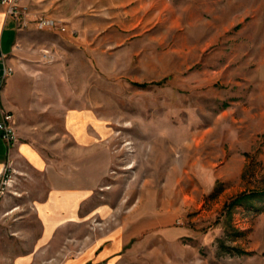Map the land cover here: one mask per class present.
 I'll return each mask as SVG.
<instances>
[{"label": "rangeland", "instance_id": "rangeland-1", "mask_svg": "<svg viewBox=\"0 0 264 264\" xmlns=\"http://www.w3.org/2000/svg\"><path fill=\"white\" fill-rule=\"evenodd\" d=\"M56 19L69 32L36 33L15 71L17 142L47 167L7 164L0 264H60L115 229L127 264H264V0H67ZM79 111L103 125L101 174L44 246Z\"/></svg>", "mask_w": 264, "mask_h": 264}, {"label": "crops", "instance_id": "crops-1", "mask_svg": "<svg viewBox=\"0 0 264 264\" xmlns=\"http://www.w3.org/2000/svg\"><path fill=\"white\" fill-rule=\"evenodd\" d=\"M66 3L67 0H20V7L26 13L28 23L26 29L18 28L14 19L7 14L6 8L0 5V48L10 56V63L15 71L31 69L26 66V62L22 58L24 52L34 44L31 41L32 36L36 33L50 35L53 32L38 30L33 20L48 16L62 18V8ZM40 46L48 45L41 44ZM46 56L49 58L48 55ZM18 75V73H14L0 89V122L3 119L4 111H9L14 115L16 112L18 113V108L15 105V100L20 93ZM69 122L71 124L70 135L75 142L74 151L77 157L74 160L77 170L75 176L71 177L74 180H70L67 185H54L44 202L45 206L41 213L45 225L44 241L42 242L44 246L50 244L51 237L63 224L83 218L85 202L92 196L96 182L100 177L96 165L97 163L99 166L101 165L102 150L94 147L93 144L102 133L101 120L90 113L79 111L70 116ZM89 144L92 145L88 147ZM106 154L105 152L104 155ZM86 156H93L92 159L87 160L93 161L94 165L87 180H85ZM11 162L19 165L24 163L38 170H44L47 167V162L31 145L19 141L14 146H10L3 139L0 131V175L7 164ZM130 241L125 232L115 229L90 243L80 253L66 257L60 264H127V245ZM33 257L19 259L15 264H31L33 260L35 261Z\"/></svg>", "mask_w": 264, "mask_h": 264}, {"label": "built area", "instance_id": "built-area-1", "mask_svg": "<svg viewBox=\"0 0 264 264\" xmlns=\"http://www.w3.org/2000/svg\"><path fill=\"white\" fill-rule=\"evenodd\" d=\"M0 5L6 8L7 14L14 19L18 28L20 26H27L26 13L20 7V0H0ZM59 20L53 17H40L33 20L38 30H51L58 33L69 32L67 27L59 25ZM72 35H76V31H73ZM15 73V68L10 63V56L5 54L0 48V89L6 84L8 79ZM0 131L4 140H6L10 146H14L18 141L16 132V119L13 113L9 111L3 112V119L0 122ZM9 172V168L6 166L0 175V185L5 189L6 173Z\"/></svg>", "mask_w": 264, "mask_h": 264}, {"label": "bare ground", "instance_id": "bare-ground-1", "mask_svg": "<svg viewBox=\"0 0 264 264\" xmlns=\"http://www.w3.org/2000/svg\"><path fill=\"white\" fill-rule=\"evenodd\" d=\"M21 28H27V26H20ZM11 180H10V178L8 177V173H6V183H5V186H7V185H10V182Z\"/></svg>", "mask_w": 264, "mask_h": 264}, {"label": "trees", "instance_id": "trees-1", "mask_svg": "<svg viewBox=\"0 0 264 264\" xmlns=\"http://www.w3.org/2000/svg\"><path fill=\"white\" fill-rule=\"evenodd\" d=\"M242 197L238 198V201L241 199Z\"/></svg>", "mask_w": 264, "mask_h": 264}]
</instances>
